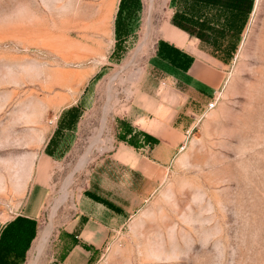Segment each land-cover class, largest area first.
<instances>
[{
    "label": "rangeland",
    "instance_id": "obj_1",
    "mask_svg": "<svg viewBox=\"0 0 264 264\" xmlns=\"http://www.w3.org/2000/svg\"><path fill=\"white\" fill-rule=\"evenodd\" d=\"M118 137L159 180L98 264H264V0H0V232L32 234L24 264L46 228L54 263Z\"/></svg>",
    "mask_w": 264,
    "mask_h": 264
},
{
    "label": "crops",
    "instance_id": "obj_2",
    "mask_svg": "<svg viewBox=\"0 0 264 264\" xmlns=\"http://www.w3.org/2000/svg\"><path fill=\"white\" fill-rule=\"evenodd\" d=\"M63 138L61 146L66 143V136ZM46 145L34 171L33 184L21 209L27 219L38 218L39 209L46 200V177L49 175L46 161L51 162L45 153ZM141 154L136 147L126 145L118 137L113 153L95 165L92 179L90 178L91 187L83 191L80 213L75 216L73 223L62 231L59 248L61 253L53 264L100 263L107 241L133 219L143 206L146 195L158 185V168ZM119 192H127L131 200L128 198L122 202L118 201ZM12 220L14 217L8 222ZM18 236L0 232V264H24L23 257L27 258L29 242L25 243V247L24 243L11 244L14 249L11 255L5 249L8 246L5 240H15Z\"/></svg>",
    "mask_w": 264,
    "mask_h": 264
},
{
    "label": "trees",
    "instance_id": "obj_3",
    "mask_svg": "<svg viewBox=\"0 0 264 264\" xmlns=\"http://www.w3.org/2000/svg\"><path fill=\"white\" fill-rule=\"evenodd\" d=\"M232 15V14H230ZM66 123H61L60 127H58V131L56 132V135L53 137L51 143L53 145V147L48 146L46 149V152L48 155H59L60 157H62L64 155V153L68 150V146L65 143L63 146H61L62 141L64 140V136L63 133L65 132V130L68 131H72L74 130V126H72L70 124V126H66ZM106 204V203H105ZM19 220L13 222L8 228L9 230L4 231L8 232V233H14V234H18V238L17 239H6L5 242L8 243V246L5 248L9 251V254L11 255L14 252V249H12L13 247L10 246L11 244H17V243H24V247H25V243L29 242L31 240L32 234L28 233V232H23L21 229L19 230L18 224ZM19 230V231H18ZM30 244V242H29ZM11 252V253H10ZM24 258V257H23Z\"/></svg>",
    "mask_w": 264,
    "mask_h": 264
},
{
    "label": "bare ground",
    "instance_id": "obj_4",
    "mask_svg": "<svg viewBox=\"0 0 264 264\" xmlns=\"http://www.w3.org/2000/svg\"><path fill=\"white\" fill-rule=\"evenodd\" d=\"M105 143V142H104ZM103 143V144H104ZM104 146L100 149V152L104 151ZM49 237V229L46 228L44 230H42V232H40L38 239L35 242V245L32 249L31 252V257H30V262L29 264H36L38 262V257L42 254V252L44 251L46 244H47V240Z\"/></svg>",
    "mask_w": 264,
    "mask_h": 264
},
{
    "label": "built area",
    "instance_id": "obj_5",
    "mask_svg": "<svg viewBox=\"0 0 264 264\" xmlns=\"http://www.w3.org/2000/svg\"><path fill=\"white\" fill-rule=\"evenodd\" d=\"M214 106H213V104L210 106V108H213Z\"/></svg>",
    "mask_w": 264,
    "mask_h": 264
}]
</instances>
